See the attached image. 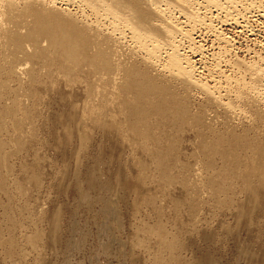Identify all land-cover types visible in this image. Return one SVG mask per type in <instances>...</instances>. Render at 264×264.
Here are the masks:
<instances>
[{
	"label": "rangeland",
	"instance_id": "obj_1",
	"mask_svg": "<svg viewBox=\"0 0 264 264\" xmlns=\"http://www.w3.org/2000/svg\"><path fill=\"white\" fill-rule=\"evenodd\" d=\"M59 2L94 23L90 8ZM214 19L230 49L200 28L207 58L185 52L215 100L192 87L199 119L164 109L134 147L110 126L82 136L83 115L101 101L90 60L51 53L45 33L26 42L27 58L0 41V264H264V183L245 170L247 157H264V80L251 69H264V17H248L250 27ZM220 61L225 70L210 75Z\"/></svg>",
	"mask_w": 264,
	"mask_h": 264
},
{
	"label": "bare ground",
	"instance_id": "obj_2",
	"mask_svg": "<svg viewBox=\"0 0 264 264\" xmlns=\"http://www.w3.org/2000/svg\"><path fill=\"white\" fill-rule=\"evenodd\" d=\"M59 1L66 4L73 2L77 10H82V6L90 8L95 15L94 23L82 25L71 10L57 6ZM250 16L264 17V0H0V41L18 44L20 51L25 50L27 58L31 53L26 49V42L33 40L37 45L40 38H35L45 33L47 49L51 53L74 62L85 57L90 60L98 72L96 87L98 100L101 101L96 110L91 109L88 116L84 114L81 118L82 136H90L89 130L94 125L110 126L112 131L108 134L116 135L125 144L134 147L139 135L144 133L145 125H148V119L155 114H164V109L178 110L191 122L199 119L190 106L192 87H198L215 100L212 87L196 76V60L185 52L188 47L199 56L200 61L207 58V52L194 37L196 30L201 28L200 35L202 29L210 33L213 42L220 46V52H224L230 49L232 39L220 30L214 18L250 27L247 26ZM91 48H95L92 53ZM41 55L46 56L47 53L42 52ZM211 56L217 59L219 53L218 56ZM219 63L214 70L208 71L210 75L225 70L221 61ZM64 68L72 70L67 64ZM251 69L257 76L253 78L264 80L263 68L251 65ZM1 78L2 75L0 81ZM173 78H182L187 86L168 85L167 82ZM235 85L238 91L240 86L247 91V87L240 82ZM243 91L242 94L245 93ZM146 102H149V109L145 107ZM229 144L228 147L223 144L221 151L227 160L233 149V144L230 145L232 148ZM252 149L255 152V148ZM249 161L247 157L245 170L255 172L256 178L260 176L257 180L264 183V157ZM84 198L88 199V194L85 193Z\"/></svg>",
	"mask_w": 264,
	"mask_h": 264
}]
</instances>
